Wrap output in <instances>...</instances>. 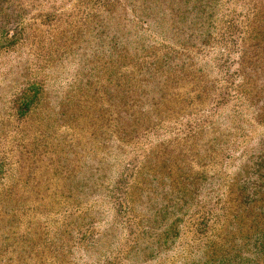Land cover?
<instances>
[{"label":"trees","instance_id":"obj_1","mask_svg":"<svg viewBox=\"0 0 264 264\" xmlns=\"http://www.w3.org/2000/svg\"><path fill=\"white\" fill-rule=\"evenodd\" d=\"M91 1L104 4L91 14L94 21L91 35H99L101 27L105 32L119 27L129 28L133 39L130 40L128 34L116 36L108 43L105 42V49L103 41H100V51H104L105 57L116 59V65L106 60V70L99 72L104 80L99 79L96 86L88 82L80 89L90 93L88 99L80 96L74 98V102L64 99L61 84L56 79L53 84L49 77L43 80L26 76L21 80L18 77H2L0 90H5L6 95L0 93V103H4L6 108L10 105L6 117H14L19 123L26 124L24 130L17 128L14 136L19 141L24 131L32 140L24 142L27 157L18 169L5 154L2 155L0 149V179L4 180L9 171L14 173L17 170L15 182L3 188L0 195V264H5V259L10 256L9 261L13 260V252L17 246L23 247V256L31 258L34 240L37 238V231L33 227L39 220H50L38 216L28 220L21 228L15 215H7V209H17L15 203L20 200L11 198L14 196L13 191L21 184L17 178L23 181L31 179L29 185L31 190L34 189L36 179L30 176V168L45 149L56 156L51 165L54 172H59L64 187L62 191L69 197L71 189H74L78 196L87 177L88 189H92L95 184L91 168L96 160H101L99 154L105 150L101 151L100 146L105 145L104 143H114L115 151L123 149L121 145L129 138L138 136L144 143L148 134L143 132L153 122L170 123L168 121L186 119L210 108H220V98H211L212 102L209 104V91L213 90V83L216 89L219 80L211 74H202V63L207 62L203 60L204 52L211 49L213 42V45L217 43L214 29L219 21L224 20V33L227 34L224 42L241 44L237 48L240 55L237 66L241 67L238 75L241 78L245 76V79H256V84L251 87L254 93H250L248 99L249 103H253L255 113H264V0H260L259 5H253L243 18L236 19L231 11L226 17L225 13L220 12L230 0ZM234 36L238 38L237 41ZM251 53L254 59L250 57ZM221 55L223 54H219V57ZM7 63V68L11 69V62ZM230 64H234L233 58ZM222 66L221 71H229L230 66L225 58ZM234 75V72L229 73L230 77ZM245 79L242 82H246ZM131 84L134 85L133 88ZM98 90L104 92L106 100L94 96L99 94ZM221 92L223 91L218 89V96L222 95ZM134 115L140 126L131 122ZM61 121L67 123L69 132H65L63 138L45 139L43 134L55 131ZM72 130L75 139L66 137ZM40 133L41 139L38 140L37 135ZM190 146L199 150L194 154L202 150L195 140ZM263 150L264 141L259 149L260 153L253 159H249L252 156L248 157L233 175L234 186L230 194L233 196L232 200L235 198L236 204L223 222V229H227L223 247L212 243L211 253L204 259L200 255L194 264H264ZM69 153L80 154L82 159L88 155L91 159L86 160L82 167L78 166L79 169L75 172L74 168L63 164ZM113 155L116 154L110 151L107 153V156ZM176 155L178 154L169 153L159 161L158 154L152 150L136 158L135 163L133 159L124 156L123 166H115L116 177L109 181L107 188H110V192L106 195L112 196V207L115 205L119 211L129 216V231L132 234L123 238L116 236L112 244L108 242V248L100 251L101 258L103 257L101 264H133V261L136 264H147L172 249L173 240L168 243L169 234H173L175 238L176 227L179 225L173 221L169 226H164V222L167 217L176 216L180 210L179 204L189 203V197L191 194L195 195L206 177L204 172H198L196 182L197 176L190 174V167L183 170L180 166L183 159L175 157ZM248 160L251 161L250 167H247L250 164ZM113 162L114 160H107L108 165ZM24 169H27V174H24ZM177 183L180 184L177 186ZM143 189L149 191L143 193ZM224 210L227 211L226 206ZM132 218L137 220L133 221ZM122 223L114 222L115 225ZM93 224L88 222L84 226V232L81 230L84 233L83 239L87 242H100L106 231L104 229L101 234H96L92 229L95 227ZM70 239L72 244H69V254L48 256V264L52 260L66 261L64 257L72 264L71 253L75 249L72 245L76 246V241H73L72 236ZM128 239V247L122 249ZM61 245L64 247L65 243ZM107 250L109 251L106 252Z\"/></svg>","mask_w":264,"mask_h":264},{"label":"rangeland","instance_id":"obj_2","mask_svg":"<svg viewBox=\"0 0 264 264\" xmlns=\"http://www.w3.org/2000/svg\"><path fill=\"white\" fill-rule=\"evenodd\" d=\"M101 4L103 2L91 0H0V84L3 76L11 79L18 77V80L23 76L37 80L49 77L53 84L55 79L61 84L64 99L67 98L70 102H74V98L79 96L88 99L90 93L80 89L88 82L96 86L98 80L103 79L99 72L106 70V60L116 65V59L105 57L104 51H100V41H103L105 49V42L108 43L116 36L128 34L130 40L133 39L129 28L119 27L107 32L101 27L99 35H91V26L94 24L91 14L101 8ZM255 4L259 5L260 0H230L220 12L225 13L224 17L231 11L234 19L243 18ZM223 22L224 20L217 23L214 29L217 43L213 45V42L211 49L203 51V60L207 62L202 63V74H211L219 80L218 82L214 79L218 83L216 89L213 83V90L209 91V104L212 102L211 98H220V108H208L209 110L192 113L193 115L186 119L168 121L170 123L153 122L149 129L143 132L148 134L144 143L138 136L129 138L121 145L124 148H118L116 151L114 143H104L105 145L100 146L101 151L105 150L99 154L101 160H96L91 168L92 172L94 171L95 184L92 189H88L87 177L78 196L75 195L74 189H71L72 194L69 197L62 191L64 187L59 172H54L51 165L56 156L45 149L30 168V176L36 179L34 189L31 190L29 185L31 179L23 181L17 178L21 184L13 191L14 196L11 198L20 200L15 203L17 209H7V215H15L21 228L28 220L38 216L50 220H39L33 227L37 231V238L34 240L31 258L23 256V247L17 246L13 252V260L9 261L10 256L5 259V264H48V256L69 254V244H72L70 236L76 241V246L72 245L75 248L71 253L72 264H101L103 257L101 258L100 251L108 248V242L112 244L116 236L123 238L132 234L129 231V216L119 211L115 205L112 207V196L106 195L110 192V188H107L109 181L116 177L114 168L117 164L123 166L124 156L133 159L135 163L136 158L152 150L158 154L159 161L169 153L178 154L175 157L183 159L180 166L183 170L190 167V174L197 176L196 182L198 172H204L206 177L195 195L191 194L189 197V203L179 204L180 210L176 216L171 215L164 222V226H169L173 221L179 225L176 227L175 238L173 234H169L168 243L173 240L172 249L147 264H194L200 255L204 259L211 253L212 243L223 247L222 242L227 231L223 229V222L236 204L235 198L232 200L233 196L230 194L234 186L233 175L248 157L252 156L249 159H253L260 153L259 149L264 141V113H255L254 105L249 103L248 99L249 94L254 93L251 87L256 84V79H245V76L241 78L238 75L241 67L237 66L240 58L237 48L241 44L224 42L227 34L224 33ZM234 40L237 41L238 38L234 36ZM249 42L248 40V44ZM219 54L223 55L219 57ZM250 57L254 59L252 53ZM224 58L230 66L227 72L221 71ZM232 58L233 65L230 64ZM8 61L11 62V69L7 68ZM242 63L245 64V61ZM15 66L18 67L14 68ZM231 72L235 73L233 77L229 76ZM243 79L246 82H242ZM133 87L131 84V88ZM218 89L223 91L221 96H218ZM0 93L6 95L5 90H0ZM98 93L94 96L101 100L107 99L103 91L98 90ZM9 108L10 105L6 108L4 103H0V149L2 155L5 154L18 169L27 157L24 142H30L32 137L25 135L24 131L19 141L14 136L17 128L24 130L26 124L19 123L14 117L7 118ZM131 122L140 126L136 115ZM66 124L59 122L55 131L44 133L43 137L63 138L64 133L69 132ZM41 134L37 135L38 140L41 139ZM66 137L75 139L73 130ZM193 140L202 147L197 154L194 153L199 150L190 146ZM109 151L116 154L117 158L116 155L107 156ZM88 159H91L88 155L82 159L80 154L69 153L63 164L74 168L76 172ZM107 160H114L116 164L113 162L108 165ZM248 163L250 164L247 167H250L251 161L248 160ZM24 174H27V169H24ZM16 175L17 170L14 173L9 171L4 180L0 179V195L3 188L15 182ZM179 184L177 183V186ZM148 191L143 189V193ZM10 195L12 196V193ZM225 206L227 211L224 210ZM88 222L94 223L95 227L92 229L96 234H101L105 229L106 234L100 242H87L83 239L82 231L84 232V226ZM114 222L123 223L115 225ZM61 243H65L64 247ZM129 243L130 239L126 240L122 249H126ZM64 258L66 261L52 260L51 264H69L68 258ZM133 264L136 263L133 261Z\"/></svg>","mask_w":264,"mask_h":264}]
</instances>
